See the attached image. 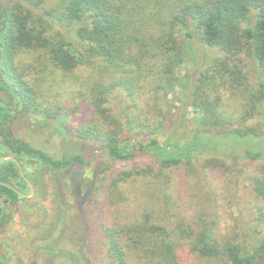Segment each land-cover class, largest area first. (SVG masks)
<instances>
[{"label": "trees", "instance_id": "16d2710c", "mask_svg": "<svg viewBox=\"0 0 264 264\" xmlns=\"http://www.w3.org/2000/svg\"><path fill=\"white\" fill-rule=\"evenodd\" d=\"M0 5V145L19 154L35 152L53 169L86 165L82 155L55 160L13 138L17 112L37 120L70 116L58 92L62 75L80 85L82 113L92 109L95 115L73 133L105 145L111 164L102 176L114 162H131L140 154L155 159L157 167H134L107 180L109 203L128 208V222L108 234L110 264H136L132 259L264 264V170L247 175L248 164L264 165V0H0ZM194 45L209 59L187 82L179 72L186 71ZM22 54L32 58L24 62ZM177 89L186 94L179 126L164 113L172 114L169 97ZM191 109L198 126L188 135L180 128ZM183 166L197 185H211V170L225 172L235 197L241 180L250 182L255 202L246 212L240 209L239 222L224 236L218 234L217 191L209 193L210 214L189 222L174 194L176 171ZM140 180L138 194L132 188ZM118 236L125 241L119 243ZM186 247L195 260L185 255Z\"/></svg>", "mask_w": 264, "mask_h": 264}, {"label": "rangeland", "instance_id": "374dc122", "mask_svg": "<svg viewBox=\"0 0 264 264\" xmlns=\"http://www.w3.org/2000/svg\"><path fill=\"white\" fill-rule=\"evenodd\" d=\"M17 1L19 0H5L7 4ZM30 58H32V55L29 54L20 56V59L24 62L29 61ZM208 59L207 53L200 46H191L187 63L184 65L186 71H180V77H183L188 82L190 80L189 76H193L194 73L205 68ZM187 72L188 76L186 75ZM57 84L59 85L58 92L64 99V105L67 109L72 110L70 116L68 118L61 117L57 120H37L33 116L20 112L12 122L13 138L25 142L33 139L35 140V148L46 150L52 157L58 159L82 155L86 165H76L74 168L64 172L67 187L65 188L63 201L60 200L59 192L56 191L51 199V206L40 205L38 210L31 213V217L24 213V216L21 214L18 220L14 222L13 231L16 233L15 236L20 233L29 237V243L22 245L21 252H25L23 247L26 246L27 248L30 244L32 246V243L36 247V252H39L40 247L45 245L52 251L51 255H48V259L38 253H32L31 255L24 253L21 254V258H17L18 255L12 253L7 255L6 250L1 248L0 255L4 253L8 259L12 257V261L9 264H14L15 260L19 264H110V240L108 234L110 231L121 230V226L128 222L125 217L128 208L126 205L115 207L109 203L105 186L107 180L116 173L128 171L134 167H157V165L151 155L140 154L131 162H114L112 171L102 176L101 171L104 166L108 163L111 164L105 145L99 142L79 139L73 133L83 124L92 123L95 115L92 109H89L84 114L80 107L78 108V105L82 104V98L78 97L77 94L80 85L76 84L72 78H63L61 75L57 79ZM176 91L175 94L169 97L171 105L174 107L171 109L172 114H168L167 109L164 110L167 120L173 123L175 121L179 123L180 110L183 109L182 103L186 98L184 91L181 89ZM175 97L177 99H174ZM3 98L10 103L7 95L3 94ZM156 114H154V117L157 116ZM195 117L196 114L191 109L188 112V120L180 128L182 133L187 132L189 135L198 126L193 120ZM255 124H257V120ZM36 125L39 127H35ZM179 125L181 123L176 126ZM38 128H41L46 136L35 132ZM34 133L37 135V139L34 138ZM0 141L3 142V139L0 138ZM6 152H8L7 147L3 144L0 145V158ZM198 158L201 159L202 156L199 155ZM247 166V175H262L264 165L251 163ZM188 170V167L183 166L176 171L174 194L177 195L189 222H201L200 214H210L212 205L209 193L217 191L215 193V195L217 194L216 206L218 208V220L220 221L218 234L220 237L224 236L225 233H228V227L233 228L239 222L240 209L246 212L255 202L250 182L243 178L240 186L241 191L235 197V189L233 187L228 188V182L231 178L225 172L218 169L209 171L208 183L210 182L211 185L208 186L207 181L197 185L194 178H192L193 181L190 179L191 177L186 176ZM101 177L106 181L102 182L100 180ZM77 181L79 184L76 186ZM54 182H56L55 178H53ZM142 183L143 180H140L132 188V191H136L139 194V191L143 189ZM24 221H30L28 229H24L26 226L23 228L22 224ZM40 226L42 227L40 228ZM42 228L46 229L45 232H48L45 234L48 236L47 238H45L43 232L40 234L39 231ZM10 234L12 235L14 232L10 231ZM36 237L39 240H35ZM123 241L125 239L118 236V242L123 243ZM123 249L128 253V248L124 247ZM184 251L185 255L190 256L192 261L195 260L188 247L184 248ZM132 263L138 264V260L132 259Z\"/></svg>", "mask_w": 264, "mask_h": 264}, {"label": "flooded vegetation", "instance_id": "af4514ba", "mask_svg": "<svg viewBox=\"0 0 264 264\" xmlns=\"http://www.w3.org/2000/svg\"><path fill=\"white\" fill-rule=\"evenodd\" d=\"M18 114H20V112H17L15 116ZM35 127L39 126L36 125ZM35 132H39L40 135L46 136L41 128H38ZM34 138L37 139L36 134L34 135ZM15 141L24 142L31 149L44 152L49 158L55 160L66 159L63 157L59 159L54 158L46 150L35 148V140L33 139L28 140V142L22 140ZM7 149L8 152L4 153L3 157L0 158V161L7 158L0 165V248L3 250L5 249L7 255L10 253L18 255L17 258H21V254L24 253H26V255L38 253L45 259H48V255H51L52 251H50L51 249L45 245L40 247L39 252H36V247L32 243V246L30 244L27 248L26 246L23 247V249L25 248V252H21L22 245L29 243V237L28 235H21L20 233L15 236L16 233L13 231L15 225L14 222L18 220L21 214L24 216V213H27L26 215L31 217V213L38 210L40 205L51 206V199L56 191L59 192V198L63 201L65 188L67 187L64 172L67 169H53L52 165L45 163L41 157H37L35 152L28 154L26 151H23L22 154H19L12 152L8 147ZM53 178L56 180L54 183ZM3 187H6L13 193L5 192L2 189ZM27 221H24L22 224L23 228L26 226L24 229L29 228L28 225L30 224V221ZM42 226H40V228ZM34 230L36 229L34 228ZM10 231L14 232V234L11 235ZM45 231L46 229L42 228L39 232L40 234L43 232L45 235L48 233ZM47 237L48 236L45 235V238ZM37 239L38 238L36 237L35 240ZM7 255L4 253L0 255V264H9V262L12 261V257L8 259ZM14 264L19 263L15 260Z\"/></svg>", "mask_w": 264, "mask_h": 264}, {"label": "water", "instance_id": "95a60500", "mask_svg": "<svg viewBox=\"0 0 264 264\" xmlns=\"http://www.w3.org/2000/svg\"><path fill=\"white\" fill-rule=\"evenodd\" d=\"M2 11V7L0 6V12ZM7 158H4L0 161V165L6 160Z\"/></svg>", "mask_w": 264, "mask_h": 264}]
</instances>
